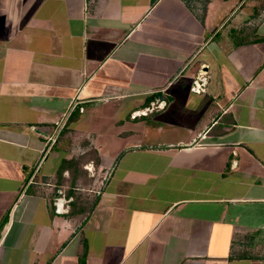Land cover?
I'll return each mask as SVG.
<instances>
[{
    "label": "crops",
    "instance_id": "crops-1",
    "mask_svg": "<svg viewBox=\"0 0 264 264\" xmlns=\"http://www.w3.org/2000/svg\"><path fill=\"white\" fill-rule=\"evenodd\" d=\"M0 264H264V0H0Z\"/></svg>",
    "mask_w": 264,
    "mask_h": 264
},
{
    "label": "built area",
    "instance_id": "built-area-1",
    "mask_svg": "<svg viewBox=\"0 0 264 264\" xmlns=\"http://www.w3.org/2000/svg\"><path fill=\"white\" fill-rule=\"evenodd\" d=\"M202 82L201 80H197L195 83V89H199L202 91ZM77 107V104L73 105L71 107V110L64 114L61 119L56 122L55 126L53 127L51 133H44V139H45V150H44V155L45 157L53 150V148L58 144V141L63 133V131L66 129L68 125V121L71 118L72 114L74 113L75 109ZM158 108L161 107L160 104L157 105ZM154 109H152L153 111ZM39 169H37L38 172Z\"/></svg>",
    "mask_w": 264,
    "mask_h": 264
},
{
    "label": "trees",
    "instance_id": "trees-1",
    "mask_svg": "<svg viewBox=\"0 0 264 264\" xmlns=\"http://www.w3.org/2000/svg\"><path fill=\"white\" fill-rule=\"evenodd\" d=\"M64 172V168L62 167L61 169H60V174H62ZM74 183H76L75 182V180H74ZM79 200V199H78ZM73 207H74V209L77 207V201H76V204L74 203L73 204ZM90 209H91V207H89Z\"/></svg>",
    "mask_w": 264,
    "mask_h": 264
},
{
    "label": "rangeland",
    "instance_id": "rangeland-1",
    "mask_svg": "<svg viewBox=\"0 0 264 264\" xmlns=\"http://www.w3.org/2000/svg\"><path fill=\"white\" fill-rule=\"evenodd\" d=\"M80 165H81V162L79 163ZM53 189H54V187H53ZM78 192V191H77ZM78 193H84V192H78Z\"/></svg>",
    "mask_w": 264,
    "mask_h": 264
}]
</instances>
